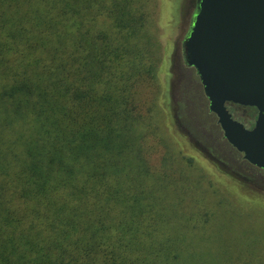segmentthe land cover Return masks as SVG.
I'll return each instance as SVG.
<instances>
[{"label":"trees","instance_id":"16d2710c","mask_svg":"<svg viewBox=\"0 0 264 264\" xmlns=\"http://www.w3.org/2000/svg\"><path fill=\"white\" fill-rule=\"evenodd\" d=\"M140 3L0 0V264L215 263L186 243L207 215L142 95L158 67Z\"/></svg>","mask_w":264,"mask_h":264},{"label":"rangeland","instance_id":"374dc122","mask_svg":"<svg viewBox=\"0 0 264 264\" xmlns=\"http://www.w3.org/2000/svg\"><path fill=\"white\" fill-rule=\"evenodd\" d=\"M140 2L158 67L156 83L142 90L152 127L164 140L166 163L173 175L191 184L197 215H207L196 223V239L186 243L196 244V259L213 264L223 258H240L238 250L250 245L251 254L242 259L264 264V171L246 163L227 144L196 84L195 71L183 58L182 42L194 0ZM228 109L247 126L246 110ZM224 249L233 252L221 254Z\"/></svg>","mask_w":264,"mask_h":264},{"label":"water","instance_id":"95a60500","mask_svg":"<svg viewBox=\"0 0 264 264\" xmlns=\"http://www.w3.org/2000/svg\"><path fill=\"white\" fill-rule=\"evenodd\" d=\"M183 47L223 138L264 171V0H198ZM229 104L256 109L253 125L237 121Z\"/></svg>","mask_w":264,"mask_h":264},{"label":"flooded vegetation","instance_id":"af4514ba","mask_svg":"<svg viewBox=\"0 0 264 264\" xmlns=\"http://www.w3.org/2000/svg\"><path fill=\"white\" fill-rule=\"evenodd\" d=\"M197 2H198V0H194L193 11H192L191 16H190L189 21H188V30H187V32H186V34H185V36H184V40L186 39V37H187V35H188V32H189V30H190V27H191V25H192V21H193V18H194V13H195V10H196V7H197ZM184 40H183V42H184ZM183 42H182V51H183V58H184V47H183ZM184 61H185V58H184ZM189 68L193 69L192 67H189ZM193 70H194V69H193ZM194 71H195V70H194ZM195 74H196V84H198V85L201 87L202 92H203V88H202V85H201V82H200L199 76H198V74H197L196 71H195ZM203 95H204V92H203ZM204 96H205V95H204ZM205 98H206V97H205ZM206 101H207V106H208V100H207V98H206ZM230 106L237 107V108H239L240 110H243V111L247 110V108H248V107H241V106L231 105V104L228 105V108H229ZM228 110H229V109H228ZM215 118H216V117H215ZM216 121H217V119H216Z\"/></svg>","mask_w":264,"mask_h":264}]
</instances>
